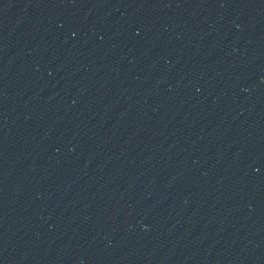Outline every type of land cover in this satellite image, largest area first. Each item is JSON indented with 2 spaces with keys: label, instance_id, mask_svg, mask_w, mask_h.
I'll return each instance as SVG.
<instances>
[{
  "label": "water",
  "instance_id": "95a60500",
  "mask_svg": "<svg viewBox=\"0 0 264 264\" xmlns=\"http://www.w3.org/2000/svg\"><path fill=\"white\" fill-rule=\"evenodd\" d=\"M243 0H0V264H221Z\"/></svg>",
  "mask_w": 264,
  "mask_h": 264
}]
</instances>
